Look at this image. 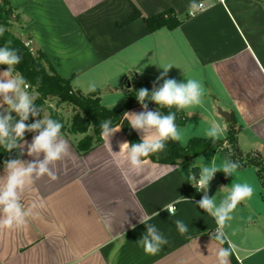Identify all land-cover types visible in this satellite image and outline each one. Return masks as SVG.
Returning a JSON list of instances; mask_svg holds the SVG:
<instances>
[{
  "label": "crops",
  "instance_id": "1",
  "mask_svg": "<svg viewBox=\"0 0 264 264\" xmlns=\"http://www.w3.org/2000/svg\"><path fill=\"white\" fill-rule=\"evenodd\" d=\"M9 1L19 16L17 37L31 38L33 49L43 51L57 74L76 89L89 94L95 83L104 107L122 108L133 77L153 87L162 68L171 65L167 78L196 79L205 90L201 105L184 109L188 122L180 129L187 143H180L186 146L193 138L186 133L192 119L199 122L197 137L206 138L200 132L219 123L225 140L230 123L218 114L221 108L232 122L235 117L241 151L264 158V0H132L143 18L172 10L183 20L174 30L154 33L143 18L126 24L132 13L129 0ZM199 5L203 8L189 17ZM141 111L138 106L128 112ZM114 129L118 131L86 155L76 148L81 135L62 133L69 155L52 166L56 180L45 175L26 189L22 203L33 209L27 222L0 228V264H217L216 251L223 246L210 236L217 225L196 204L204 193L190 179L192 168L200 165L197 159L207 152L181 165L146 160L134 170L120 148L128 140L119 127ZM34 135L16 149L20 159H35L27 155ZM233 182L255 189L225 228L234 255L238 264H264V189L257 169L237 170L224 187ZM219 190L208 191L217 203L228 191ZM168 205L175 208L174 216L163 210ZM155 212L159 215L148 222L168 244L152 255L136 242L146 232L140 217ZM175 220L188 231L181 234Z\"/></svg>",
  "mask_w": 264,
  "mask_h": 264
},
{
  "label": "clouds",
  "instance_id": "2",
  "mask_svg": "<svg viewBox=\"0 0 264 264\" xmlns=\"http://www.w3.org/2000/svg\"><path fill=\"white\" fill-rule=\"evenodd\" d=\"M5 31L7 29L0 26V37ZM10 43L11 41H6L4 46L0 47V65L6 66V70L0 72V148L11 153L14 149L21 148V141L23 144L26 143L24 141L26 132L34 133L31 143L27 144V155L35 159L26 161L17 156L4 161V173L0 175V228L7 229L22 227L27 222V218L33 215V209L26 208L22 203L26 189L34 180L45 175L56 180L57 174L52 166L69 155V144L62 136L61 122L48 117L26 123L30 116L39 117L41 109L35 103L37 96L28 91L25 78L18 72L14 73L15 66L21 63L22 56L18 49L8 46ZM171 67L169 65L162 68L163 72L157 77L151 92L147 88L138 90L136 98L143 111L123 114L129 126L141 134L139 143L124 142L120 145L121 151L126 152L127 162L134 170L142 167L144 163L142 158L164 151L168 141L187 143L184 132L176 124V113L169 111L165 115L158 108L149 110V101L161 108L175 107L177 110L203 103L205 95L203 84L196 79L178 82L176 79L167 78ZM161 80L163 83L159 84ZM157 84L159 87L156 86ZM87 91H96L95 83L90 84ZM12 113L16 114L15 117ZM111 124V120L101 123L102 137H111L118 131L113 129ZM224 131L225 128L219 123H213L204 135L215 142L221 138ZM20 155H23V152ZM215 161L216 157H213L210 165H198L201 168L199 179L197 180L191 173L190 179L193 187L198 192L204 193L196 204L212 217L217 225L216 230L210 234L212 241L215 240L219 245H228L217 249V264H230L235 245L230 241L225 228L232 221L237 206L250 200L255 189L247 182H233L231 186H222L220 190L228 189L227 195L217 203L216 196L208 195L210 182L218 171H222L226 176H234L240 164L227 158L220 165ZM163 210L170 216L175 215V208L172 205L166 206ZM158 215L159 213L155 212L152 216H141L139 220V223L146 226V232L136 243L146 254L154 255L168 244L167 238L159 229L148 222L153 216ZM174 224L181 234L188 231L183 221L175 220Z\"/></svg>",
  "mask_w": 264,
  "mask_h": 264
},
{
  "label": "trees",
  "instance_id": "3",
  "mask_svg": "<svg viewBox=\"0 0 264 264\" xmlns=\"http://www.w3.org/2000/svg\"><path fill=\"white\" fill-rule=\"evenodd\" d=\"M129 2L132 7V13L126 24L143 18L135 3L132 0H129ZM143 19L149 33H154L162 28L174 30L183 23V20H180L172 10ZM14 20L18 23L19 16L15 13L10 1L0 0V26L7 29L4 35L0 37V47H3L6 41H11L8 46L19 50L22 60L19 65L15 66L14 73H20L25 78L29 91L36 92L37 99L35 103L40 109L51 98L57 99L59 104L72 107L73 115L69 123H66L56 112H52L50 118L63 124L62 133L82 136L76 143V148L81 155H86L103 144L100 125L105 120H111L113 129L119 127L128 142H140V136L129 126L128 121L123 118V114L135 107L141 106L136 95L141 88H147L151 92L153 87L150 86L149 82L133 77V86L123 107L120 109H108L102 105L99 90L85 94L81 90L76 89L70 79L62 78L57 74L43 51L36 50L33 52L32 48L27 46L26 41L31 40V38L23 40L16 37L11 30ZM0 68L6 70V66L4 65H0ZM148 108L152 110L158 108L165 115L169 111L175 112L176 124L179 128L185 126L188 122L184 109L177 110L175 107L172 109L161 108L151 101L148 102ZM15 115L13 116L15 117ZM39 118L40 116L36 118L30 116L26 123H32L35 119ZM236 124L235 117L233 116V122L229 124L228 136L225 140L219 139L213 142L208 138L193 137L186 146H183L180 142L168 141L164 151L150 154L148 157L142 159L163 165H181L189 162L191 158L201 156L212 149L221 148L227 159L239 162L240 167L238 170L247 167L256 168L264 189V158L260 153L245 154L241 151L237 143L239 129L236 128ZM30 134L26 132L24 138ZM17 156L16 149L8 153L3 148H0V165L3 166L5 160ZM222 246L228 247L227 244ZM230 259L232 264H238L234 252Z\"/></svg>",
  "mask_w": 264,
  "mask_h": 264
},
{
  "label": "rangeland",
  "instance_id": "4",
  "mask_svg": "<svg viewBox=\"0 0 264 264\" xmlns=\"http://www.w3.org/2000/svg\"><path fill=\"white\" fill-rule=\"evenodd\" d=\"M17 28L18 27L16 25H13L11 28V30L13 31V33L15 34L16 37H17V35H19V30ZM23 39L26 40L27 38L24 37ZM26 44H27V46H29L33 49V46L31 43H28V41H26ZM33 51H35V50L33 49ZM28 91H29V88H28ZM30 93L37 96L36 92H34V91H32ZM52 112L58 113L64 119V121L66 123H69V120L71 119V117L73 115L72 107L65 105V104H59L57 99L51 98V99H48L46 101L45 105L41 108V114H40L39 119L50 117ZM14 114L15 113H12V115H14ZM218 114H219V109H218ZM209 125H212V124H209ZM198 128H199V122L195 119H192L190 124L188 125V128L186 129L187 135L189 134V135H193L192 137H195V136L197 137L198 135H196V130H198ZM200 130H202V129H200ZM190 132H191V134H190ZM192 133H194V134H192ZM200 133L205 134V132H200ZM201 134H199V135H201ZM224 136H225V134H223L221 136V138ZM213 157H216L215 162L217 165H220L222 163V161L226 158L222 151H218V153L215 154V151L211 150V151L207 152L202 158H199L197 160L201 166L210 165ZM197 167H199V166H197ZM231 177L232 176H226L222 171H218L215 174L213 180L210 182L209 190L221 189L222 186L223 187L225 186V180L229 179Z\"/></svg>",
  "mask_w": 264,
  "mask_h": 264
},
{
  "label": "water",
  "instance_id": "5",
  "mask_svg": "<svg viewBox=\"0 0 264 264\" xmlns=\"http://www.w3.org/2000/svg\"><path fill=\"white\" fill-rule=\"evenodd\" d=\"M16 22V20H14ZM131 87L130 82H128V88ZM219 114L225 119L227 123H232V115L229 112L223 111L221 108H219ZM201 172V169L199 167H194L191 170V174L195 176V178L199 179V174Z\"/></svg>",
  "mask_w": 264,
  "mask_h": 264
},
{
  "label": "built area",
  "instance_id": "6",
  "mask_svg": "<svg viewBox=\"0 0 264 264\" xmlns=\"http://www.w3.org/2000/svg\"><path fill=\"white\" fill-rule=\"evenodd\" d=\"M203 8V5H199V8L197 9V10H191L189 13H188V16L189 17H193V16H195L198 12H199V10H201Z\"/></svg>",
  "mask_w": 264,
  "mask_h": 264
}]
</instances>
